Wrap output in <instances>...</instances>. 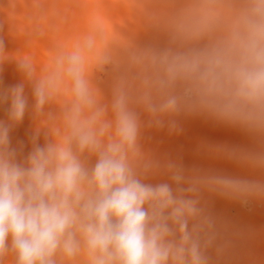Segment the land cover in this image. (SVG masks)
<instances>
[{"label":"clouds","instance_id":"clouds-1","mask_svg":"<svg viewBox=\"0 0 264 264\" xmlns=\"http://www.w3.org/2000/svg\"><path fill=\"white\" fill-rule=\"evenodd\" d=\"M0 12L20 42L8 52L0 38V68L15 61L24 77L0 86V264H255V232L210 201H264V0H7ZM29 112L26 152L11 132ZM193 116L240 132L245 143L199 150L252 175L145 148V128L179 133Z\"/></svg>","mask_w":264,"mask_h":264},{"label":"rangeland","instance_id":"rangeland-1","mask_svg":"<svg viewBox=\"0 0 264 264\" xmlns=\"http://www.w3.org/2000/svg\"><path fill=\"white\" fill-rule=\"evenodd\" d=\"M80 2L84 5L91 6L93 3H95V0H80ZM0 5L6 7L7 0H0ZM89 11H90V7H85L78 10V20L76 23L77 30H83L86 27V18H87V13ZM0 22L3 23V30L0 31V38H2L4 41L5 50L8 52L16 51L20 47V42L16 41L12 36L9 35V23L7 21L6 15L2 12H0ZM147 39L148 37H144V36L141 37L142 41ZM45 45L46 44L42 42L35 50L38 64H43L47 61V51ZM18 72L19 71L16 67L15 61H6L3 64L2 68H0V86L7 88L16 85L18 83H21L24 80V77L20 72L19 73ZM110 83L111 82L107 76L101 75V87L103 88L106 95H110ZM26 94L28 95L29 103L31 104L32 103L31 88L28 85H26ZM6 108L7 105L0 106V119H6ZM200 117L201 116L183 118L181 121L184 124H181L180 122L182 131L179 133L170 134L168 133V130L166 128L160 130L154 128H145L143 130V143L145 148L147 150H151L152 152L156 153L158 156L161 157H164L163 155L165 156L168 155L167 157H171L173 159L178 158L182 160L185 166L191 162L194 166L221 169L229 174L234 173V175H240L241 171L246 172L247 170L240 169L233 163L210 158L199 150L200 145L202 143L231 145V144H241L246 142L245 137L242 136V134L237 130L215 124L213 121L206 119L204 117H201L200 119ZM32 131H33V120L31 113L29 112L26 113L23 122L11 132L12 144L15 146L18 142L23 141L26 145L25 151L27 152L31 147L29 143V137ZM167 135L169 137H167ZM42 142L43 140L41 139V143ZM203 156L205 157V159H203ZM209 158L210 160H208ZM227 163L230 164L228 165ZM192 164H189L190 167H192ZM233 165H234V169H233ZM165 178H160V179H165ZM156 181H159V179H157ZM151 182L155 183V180ZM213 198L215 200L214 199L211 200L210 204H214L220 199L216 197ZM228 207L229 208H227V212L225 215L221 214L222 212L219 210L218 211L214 210L211 212L213 214L215 213L216 216H220L223 219L226 220L229 219L228 221H230L236 228H238L241 224V226L238 229L241 228L242 230L244 228L243 230L245 231L248 230L249 228L251 229V227H248V229L247 227H245L247 224L250 225L249 224L250 221H253L254 223H260L263 222L264 220V201L251 202L248 206H241L238 202L237 203L235 202L234 204L231 203L230 206ZM244 212L245 213L248 212L249 214L248 213L244 214ZM226 215L228 216V218H226L227 217ZM248 218L249 220L250 219L251 220L249 221ZM236 222L239 224H237ZM251 230L257 233L258 235H256L255 239L251 242L252 246L250 247V253H252V255L250 256V258L253 260V258L256 257L257 259L255 258L256 260L255 264H258L260 263L259 260H262L261 262L264 261L263 259L264 245L262 243L264 242V238H263L264 236L256 232L254 228H252ZM257 236L259 240L257 239ZM259 243L261 244L262 248L259 247L260 246ZM255 247L257 248V250ZM261 253L263 255L260 256Z\"/></svg>","mask_w":264,"mask_h":264},{"label":"bare ground","instance_id":"bare-ground-1","mask_svg":"<svg viewBox=\"0 0 264 264\" xmlns=\"http://www.w3.org/2000/svg\"><path fill=\"white\" fill-rule=\"evenodd\" d=\"M46 46V45H45ZM43 49V48H42ZM7 67H9V66H7ZM16 73V72H15ZM19 73V72H18ZM3 80V79H2ZM29 94V93H28ZM4 108V107H3ZM198 118V117H197ZM200 119H201V117H200ZM198 120V119H197ZM181 122V124H184L182 121H180ZM200 122H202V121H200ZM185 126V125H184ZM193 127V126H192ZM155 129V128H154ZM194 130V129H193ZM169 133V132H168ZM23 134V133H22ZM243 136V135H242ZM167 137H169L168 135H167ZM213 137V136H212ZM164 138V137H163ZM209 139V138H208ZM219 139V138H218ZM242 139V138H241ZM241 139H240V141H241ZM244 140V139H243ZM218 141V140H217ZM245 141V140H244ZM222 142V141H221ZM220 142V143H221ZM238 143V142H237ZM28 150V149H27ZM182 152V151H181ZM175 155V154H174ZM163 156H165V155H163ZM166 156H168V155H166ZM208 158V157H207ZM203 159H205V157L203 156ZM202 160V159H201ZM208 160H210V158L208 159ZM189 164H192L191 162L190 163H188L187 165H186V167H190V165ZM204 164V163H203ZM228 164V163H227ZM230 164V163H229ZM228 164V165H229ZM235 165V164H234ZM234 165H233V169H234ZM192 166H194L193 164H192ZM231 167V166H230ZM232 168V167H231ZM239 170V169H238ZM245 172V171H244ZM243 171H241V174L240 175H242V176H247V175H252L251 173H249L248 171H246L245 173H244ZM232 173V172H231ZM232 174H234V173H232ZM159 180H160V178H158ZM166 179V178H165ZM156 182H159V181H156L155 180V183ZM217 198V197H216ZM214 198H212L211 200H213ZM219 199V198H218ZM215 200V199H214ZM220 200V201H219ZM216 203H214V204H210V206L211 205H213V206H211V211H214V210H216V211H221L222 213L221 214H226V212H227V208H229L228 206H230V204L232 203V204H234L235 203V201H229V200H226V199H222V198H220ZM253 202H260V201H253ZM237 203V202H236ZM241 205V204H240ZM242 206V205H241ZM242 210H244V209H242ZM243 212V211H242ZM248 213V212H247ZM247 213H245L244 212V214H247ZM217 214H219V213H217ZM220 214V215H221ZM249 214V213H248ZM214 215H215V213H214ZM222 216V215H221ZM227 216V215H226ZM247 216V215H246ZM220 217V216H219ZM226 218H228V216L226 217ZM229 220V219H228ZM248 220H249V218H248ZM251 220V219H250ZM249 220V221H250ZM254 220V219H253ZM260 220V219H259ZM256 221V220H255ZM245 222V221H244ZM235 223V222H234ZM237 223V222H236ZM247 223V222H246ZM237 224H239V223H237ZM250 225H244L245 227H247V229H248V227H251V229L252 228H254V230L256 231V232H258V233H260V234H262L263 236H264V220H263V222H260V223H254L253 221H250V223H249ZM240 226H241V224H240ZM239 226V227H240ZM238 227V228H239ZM241 229V228H240ZM244 229V228H243ZM242 229V230H243ZM250 228L248 229V230H251ZM247 231V230H246ZM256 235H258L257 233H255ZM255 235V236H256ZM264 238V237H263ZM263 238H262V240H263ZM257 239H258V236H257ZM257 239H256V242H257ZM259 240V239H258ZM263 243V245H264V242H262ZM258 244V243H257ZM256 244V245H257ZM260 244V243H259ZM252 245L250 244V247H251ZM259 247H261V244H260V246ZM256 248V247H255ZM262 248V247H261ZM259 249V248H258ZM256 250H257V248H256ZM261 250V249H260ZM258 252V251H257ZM260 252V251H259ZM257 254V253H256ZM251 255H252V253H251ZM261 255H263L262 253L260 254V256ZM259 256V257H260ZM264 257V256H263ZM255 258L256 257H254L253 258V260L254 261H256L255 260ZM257 259V258H256ZM260 259V258H259ZM258 259V260H259ZM264 259V258H263ZM257 260V261H258ZM262 260H259V262L260 263H258V264H264V261L263 262H261ZM257 263V262H256Z\"/></svg>","mask_w":264,"mask_h":264}]
</instances>
